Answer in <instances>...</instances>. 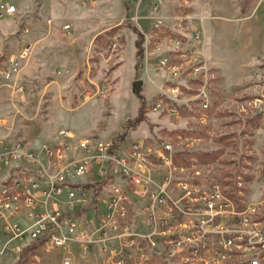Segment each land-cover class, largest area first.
<instances>
[{
	"label": "rangeland",
	"instance_id": "1",
	"mask_svg": "<svg viewBox=\"0 0 264 264\" xmlns=\"http://www.w3.org/2000/svg\"><path fill=\"white\" fill-rule=\"evenodd\" d=\"M109 1L113 13L122 11L121 0L118 6L117 0ZM61 3L49 0V9L55 11ZM125 5L122 26L102 34L76 68L73 84L63 83V77H48L49 83L64 84L65 99L72 95L68 88L74 87L73 106L79 105L61 112L57 128L105 140L123 133L124 145L135 140L169 141L179 167L220 179L239 208L264 202V0H127ZM143 6L152 18L144 31L137 18ZM141 34L143 54L137 67ZM51 38L49 33L44 39L49 43ZM6 66L0 64V70ZM44 67L48 74L49 66ZM28 82L38 85L32 79ZM176 86L179 99L165 97L163 92ZM84 88L90 91L87 100ZM204 88L208 107L201 104ZM53 94L56 91L49 90L45 98ZM163 97V106L154 109ZM174 104L177 111L170 109ZM97 171L96 164L90 174L72 178L71 183H90L94 194L101 180ZM24 243L25 264H64L66 250L45 244L28 248L29 240ZM22 252L3 256L0 264H16ZM73 252L72 264H97V250ZM225 264L240 261L232 258Z\"/></svg>",
	"mask_w": 264,
	"mask_h": 264
},
{
	"label": "built area",
	"instance_id": "2",
	"mask_svg": "<svg viewBox=\"0 0 264 264\" xmlns=\"http://www.w3.org/2000/svg\"><path fill=\"white\" fill-rule=\"evenodd\" d=\"M15 10V4H0V13ZM29 51L24 48L21 58ZM18 68L19 57L12 55L3 72L10 77ZM179 92L176 86L163 93L177 101ZM89 95L84 88V100ZM201 96L208 107L205 88ZM122 143L79 136L68 127L37 148L0 140V170L19 161L31 169L25 178L0 183V260L20 254L25 240L31 245L45 238V246L66 250L64 264L74 262V248L97 250V264H225L232 258L264 264V202L239 208L220 179L179 167L169 141ZM96 164L101 180L94 194L90 183H71Z\"/></svg>",
	"mask_w": 264,
	"mask_h": 264
},
{
	"label": "crops",
	"instance_id": "3",
	"mask_svg": "<svg viewBox=\"0 0 264 264\" xmlns=\"http://www.w3.org/2000/svg\"><path fill=\"white\" fill-rule=\"evenodd\" d=\"M121 1L122 11L117 9L113 13L109 0H78V4L77 0H63L55 11L49 9V0H11L16 10L0 13V64L7 65L10 57L16 55L19 68L10 77L0 71V140L10 145L23 142L37 148L44 138L54 137L61 112L73 111L79 106H73L74 87L68 88L72 95L63 97L66 92L63 83L72 82L76 68L85 62L104 32L122 26L128 6L127 0ZM89 7L92 9H85ZM148 9L143 6L142 11H137L142 31L152 21ZM65 23L70 24L69 29L63 28ZM49 33L52 38L47 43L44 38ZM134 44L136 47V39ZM26 47H30L29 54L21 58ZM45 65L49 66L48 74L44 71ZM50 76L63 77V85L56 80L49 83ZM29 79L38 85L31 86ZM49 90H55L56 94L45 98ZM29 165L19 161L0 170V183L11 176L27 177Z\"/></svg>",
	"mask_w": 264,
	"mask_h": 264
},
{
	"label": "trees",
	"instance_id": "4",
	"mask_svg": "<svg viewBox=\"0 0 264 264\" xmlns=\"http://www.w3.org/2000/svg\"><path fill=\"white\" fill-rule=\"evenodd\" d=\"M141 42H142V34H141V37H139L138 41H137V47H138V52H137V67L139 65V60H141L142 58V47H141ZM142 52V53H141ZM140 103L142 104H145V97L143 95L140 96ZM139 112L141 113L142 112V108L139 110ZM124 139V136H123V133L119 134V135H116L113 137V142H114V145L117 146L119 143H121ZM45 241V238H41L37 241H34L31 245H29L28 248H32V247H38L40 245H42ZM27 251V250H26ZM26 251L22 252L19 260L16 262V264H25L27 261L25 259V255H26Z\"/></svg>",
	"mask_w": 264,
	"mask_h": 264
}]
</instances>
